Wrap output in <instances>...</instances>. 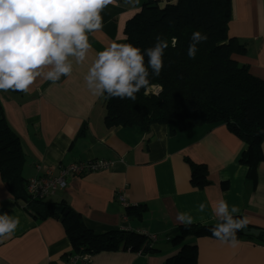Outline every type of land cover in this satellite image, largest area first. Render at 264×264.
Returning <instances> with one entry per match:
<instances>
[{"label": "crops", "instance_id": "0c3cea01", "mask_svg": "<svg viewBox=\"0 0 264 264\" xmlns=\"http://www.w3.org/2000/svg\"><path fill=\"white\" fill-rule=\"evenodd\" d=\"M150 0H115L101 12L103 28L89 34L91 49L73 72L52 83L42 76L27 93L0 91L9 127L17 134L25 180L57 174L73 161L105 160L104 168L67 177L44 200L69 206L96 233L134 230L155 249H103L91 264H163L178 250L168 236L180 225L177 214L190 213L195 223H217L212 208L221 198L247 226L264 233V140L261 157L250 165L241 160L247 143L222 122L178 130L167 123L107 126L104 100L88 90L84 76L95 54L112 43H124L126 20ZM165 1V0H158ZM228 34L244 46L232 58L264 80V0H230ZM48 69H44L47 71ZM191 162L203 163L208 183L191 182ZM126 204L118 199L119 192ZM205 212L197 211L201 203ZM27 201L17 199L0 174V214L19 217L11 236L0 237V264H65L73 247L60 217L36 218ZM64 209V208H63ZM153 235L156 239L149 238ZM233 249L214 236H190L197 264H264V241L241 236Z\"/></svg>", "mask_w": 264, "mask_h": 264}, {"label": "trees", "instance_id": "16d2710c", "mask_svg": "<svg viewBox=\"0 0 264 264\" xmlns=\"http://www.w3.org/2000/svg\"><path fill=\"white\" fill-rule=\"evenodd\" d=\"M165 1H145L124 25V43H131L143 52L153 47L156 37L167 40L163 68L158 77L151 75L150 86L136 93V99L114 97L104 101V123L107 126L167 123L172 128L186 130L198 125L222 121L244 140L248 148L241 160L254 165L260 157L264 140V80L250 73L245 64L232 54L244 51V46L228 34L231 16L230 0H179L176 6ZM194 31L207 35L198 44L195 59L188 57V46ZM147 65V56L145 55ZM23 156L17 134L6 122L0 101V174L17 199L27 201L30 212L38 219L60 217L55 203L31 198L21 175ZM191 182L195 186L208 183L203 163L191 162ZM61 218L73 252L95 253L103 249L129 248L146 252L155 249L145 235L134 230H110L96 233L89 229L80 215L69 206ZM216 223H193L177 226L168 236L178 250L163 264H197L195 244L186 243L190 236H213L210 229ZM250 228V226H246ZM253 236L264 241L263 232Z\"/></svg>", "mask_w": 264, "mask_h": 264}, {"label": "clouds", "instance_id": "9594fccd", "mask_svg": "<svg viewBox=\"0 0 264 264\" xmlns=\"http://www.w3.org/2000/svg\"><path fill=\"white\" fill-rule=\"evenodd\" d=\"M115 0H0V91L27 93L38 77L56 83L73 72V61L82 64L91 44L89 34L103 28L101 12ZM176 6L179 0H165ZM207 35L194 31L187 55L195 59L198 44ZM168 41L156 37L153 47L141 49L131 43H112L95 54L84 80L97 98L136 99V93L150 86L151 75L158 77L163 68ZM147 56V65L145 64ZM44 69H48L44 71ZM201 202L197 211L205 212ZM217 223L210 229L222 243L235 249L236 233L245 229L246 217H238L236 205L221 198L212 208ZM177 221L184 227L195 223L190 213L180 212ZM20 224L19 217L0 214V237L11 236Z\"/></svg>", "mask_w": 264, "mask_h": 264}, {"label": "built area", "instance_id": "2783aa9c", "mask_svg": "<svg viewBox=\"0 0 264 264\" xmlns=\"http://www.w3.org/2000/svg\"><path fill=\"white\" fill-rule=\"evenodd\" d=\"M109 164L105 160L73 161L60 167L57 174H52L51 170H48L46 175L32 177L26 181L27 194L34 199H44L55 189L65 187L68 176L104 168ZM118 199L126 204V197L121 191L118 194ZM149 238L153 241L156 239L153 235H149ZM91 261L92 253L81 250L68 255L65 264H91Z\"/></svg>", "mask_w": 264, "mask_h": 264}, {"label": "water", "instance_id": "95a60500", "mask_svg": "<svg viewBox=\"0 0 264 264\" xmlns=\"http://www.w3.org/2000/svg\"><path fill=\"white\" fill-rule=\"evenodd\" d=\"M55 211L58 215H60V218H62L67 213V210H64L62 205H55ZM242 232L245 234L251 233L254 235H258L260 233V229L255 227H250V228L246 227L245 229H242Z\"/></svg>", "mask_w": 264, "mask_h": 264}]
</instances>
